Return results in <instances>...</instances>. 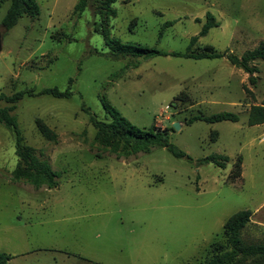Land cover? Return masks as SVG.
<instances>
[{
  "label": "rangeland",
  "instance_id": "rangeland-1",
  "mask_svg": "<svg viewBox=\"0 0 264 264\" xmlns=\"http://www.w3.org/2000/svg\"><path fill=\"white\" fill-rule=\"evenodd\" d=\"M36 1V17L22 15L4 30L1 19L9 0H0V92L69 86L68 98L26 95L12 112L23 141L43 151L60 176L57 187L33 192L0 173V248H25L17 242L24 243L28 232L32 245L76 249L80 243V255L102 264H186L220 230V207L223 214L249 208L251 191L264 187V140L259 141L261 131L246 124L249 105L264 96V61L255 62V85L225 58L156 55L122 70L128 60L112 58L95 29L98 17L89 8L75 18V0ZM251 2L259 6L264 24V0H115L110 33L121 41L182 51L200 29L194 18L202 20L210 11L220 25L198 42L240 55L262 37L242 26L232 27L231 33L239 4ZM172 19V25L164 26ZM102 96L140 128H169V141L193 160L174 157L164 147L129 159L93 157L82 141L94 133L83 107L104 119ZM219 111L238 113L239 120L184 122L194 114ZM36 118L56 132L57 143L42 137ZM174 122L179 126L173 127ZM213 130L218 132L215 141L210 140ZM212 153L229 156L224 169L196 164ZM240 154L244 181L224 183ZM16 160L13 133L0 124V171L7 175ZM6 226L12 229L4 230ZM247 235L244 241H264L263 231L251 239ZM28 259L39 264L78 262L57 251H39ZM80 264L90 263L80 259Z\"/></svg>",
  "mask_w": 264,
  "mask_h": 264
},
{
  "label": "trees",
  "instance_id": "trees-1",
  "mask_svg": "<svg viewBox=\"0 0 264 264\" xmlns=\"http://www.w3.org/2000/svg\"><path fill=\"white\" fill-rule=\"evenodd\" d=\"M114 2L115 0H75L71 16L79 18L83 11L89 8L92 14L98 17V21H95V29L102 35L112 58L128 60L123 65L122 70L137 67L142 60L156 55L191 59L225 58L229 64L247 73L249 84H256L258 79L256 74L259 68L255 62L257 60L264 61V40H260L256 46L244 50L240 55L233 53L228 48L218 50L211 44H201L198 42L199 38L206 35L210 28L220 25V21L216 19L215 15L206 11L202 20L199 17L194 18L195 22L201 23L200 29L196 34L189 37L187 46L182 51H165L137 42L121 41L110 33L109 19L115 17L117 12L113 5ZM39 11V4L36 0H9L8 7L1 19V26L4 30H8L22 15L34 18L39 14ZM174 22V19L166 20L164 26H170ZM64 36L63 34L62 37ZM116 74L112 73L113 76ZM68 82L71 83L72 79L69 78ZM244 90L250 92L247 87H244ZM41 94H48L56 98H68L71 91L69 86L63 90L56 86L39 89L30 86L16 90L11 94L0 92V101L7 103L4 106L0 105V124L12 131L14 153L17 157L14 167L7 175L1 171L0 173L6 177L8 182L17 184L23 189V186L27 185L33 192L57 187L60 171L52 168L43 151L38 152L35 147L23 141L16 116L12 112L16 103L23 96ZM101 104L105 113L104 119L96 118L88 108L83 107V111L89 115L94 133L90 140L84 138L82 141L88 146V152L93 157L111 156L116 159H129L138 153H148L153 148L164 147L174 157H185L188 161L193 160L169 141V128L155 125L152 126V129L140 128L124 117L104 96L101 97ZM195 120L236 122L239 120V115L231 111H219L208 115L199 113L184 119V122L190 124ZM262 122H264V96L260 103L250 105L246 118L248 126ZM35 125L47 141L54 144L58 142L56 132L41 118L35 119ZM216 134L215 130L210 132L211 141L216 139ZM229 159L226 154L212 153L195 161L198 165L212 163L219 168H225ZM241 160V155L235 157L226 182L233 183L240 179ZM250 215V209H239L229 215L223 224L220 238L210 243L201 264H264V241H244L241 236V230L249 222ZM10 258L9 253L0 251V264H7Z\"/></svg>",
  "mask_w": 264,
  "mask_h": 264
},
{
  "label": "crops",
  "instance_id": "crops-1",
  "mask_svg": "<svg viewBox=\"0 0 264 264\" xmlns=\"http://www.w3.org/2000/svg\"><path fill=\"white\" fill-rule=\"evenodd\" d=\"M250 1H254V0H250ZM251 6H252V9L250 8ZM255 7H256V9L254 10ZM230 11L231 10H228L227 13ZM258 14H259V6L257 4H255V2H251L250 4H244V3L239 4L237 11L234 13V19H233V23L231 26V33H232V27H233V30H235L237 26L238 27L242 26L246 30H251L253 32L262 34V37L260 38V40L264 39V33H262V31L264 32V24L261 23L260 19L258 18ZM249 107H250V105H249ZM250 127L257 128L259 131H261V136L259 138V141L264 140V122H262L260 124L251 125ZM217 137H218V132L216 134V139H217ZM241 157H242V160H241V165H240V179L235 181L237 183L243 182L244 178H245L244 157L242 155H241ZM208 164H212V163H208ZM216 167H218V166H216ZM222 169H224V168H222ZM223 182L228 183L225 180H223ZM259 189H262L261 192L259 191ZM254 190L255 191H251L253 194H250L248 197L250 200V204H251L250 207L249 208H243V209H250L251 215L249 218V222L241 230L242 238L244 237V233L246 231L249 232V235H247L248 239L252 238V236L254 235V232H257V231H263L264 232V187H260L258 189H254ZM218 211H221L219 214H220V217H222V224H221L220 230L215 232L213 234L212 238L209 241H207L205 244H203L197 250V252L188 260V262L186 264H201L204 260L206 250L209 247L210 243L217 240L218 238H220V236L222 234V230H223V224H224L225 220L228 218V216L231 215L232 213L231 214H223L222 207H220L218 209ZM10 229H12V226L4 227V230H10ZM1 230H2V228H0V232H1ZM32 240H33V238L31 236V234H28V232H27L25 234L24 243H22L21 241L17 242L19 244H25V248H19V249L16 248V250L11 251V250H8V248L1 247L0 251H4V252L9 253L11 255V258L8 260L7 264H39L37 260H36L37 262L36 261L31 262L32 259H28L29 256H32V254H36V252H39V251H48V252L57 251V252H60L61 254H63L64 256H66L68 258L70 256H74L78 260V262L76 264H80V259L86 260L90 264H102L100 262L87 259L83 255H80V243H77L76 249H70V248H66V247L65 248H59V247L56 248L53 246H47L46 244L45 245L44 244L43 245H35V244L32 245L31 244Z\"/></svg>",
  "mask_w": 264,
  "mask_h": 264
},
{
  "label": "water",
  "instance_id": "water-1",
  "mask_svg": "<svg viewBox=\"0 0 264 264\" xmlns=\"http://www.w3.org/2000/svg\"><path fill=\"white\" fill-rule=\"evenodd\" d=\"M0 50H1V35H0ZM178 126H179L178 122L173 123V127H178Z\"/></svg>",
  "mask_w": 264,
  "mask_h": 264
}]
</instances>
